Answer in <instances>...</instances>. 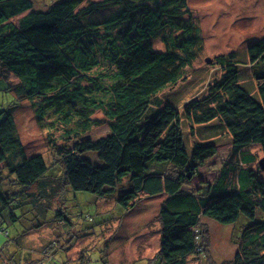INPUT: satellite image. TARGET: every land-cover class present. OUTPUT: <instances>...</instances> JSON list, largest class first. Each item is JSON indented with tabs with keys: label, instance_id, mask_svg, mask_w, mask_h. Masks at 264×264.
<instances>
[{
	"label": "trees",
	"instance_id": "16d2710c",
	"mask_svg": "<svg viewBox=\"0 0 264 264\" xmlns=\"http://www.w3.org/2000/svg\"><path fill=\"white\" fill-rule=\"evenodd\" d=\"M194 23L187 0H55L45 8L0 0V82L14 101L0 107L2 235L13 226L22 250L26 219L37 223L66 189L74 199L112 200L122 211L164 194L159 250L146 264H213L203 218L232 226L236 251L228 264H264V36L242 56L217 57L221 74L179 110L160 93L178 85L200 54ZM157 38L163 50L155 49ZM21 101L61 133L51 138L50 166L41 155L27 157L15 135ZM182 120L192 144L198 137L230 144L204 194L185 191L199 175L194 155L202 147L189 146ZM105 124V137L88 136ZM71 209H60L67 224Z\"/></svg>",
	"mask_w": 264,
	"mask_h": 264
},
{
	"label": "rangeland",
	"instance_id": "374dc122",
	"mask_svg": "<svg viewBox=\"0 0 264 264\" xmlns=\"http://www.w3.org/2000/svg\"><path fill=\"white\" fill-rule=\"evenodd\" d=\"M54 1L34 0L37 8H45ZM187 3L194 24L199 27L203 47L192 66L184 70L179 84L160 93L169 102L178 103L179 110L185 102L204 97L211 80L221 74L214 61L217 57L231 52L242 56L250 45L264 36V0H187ZM107 12L110 13L111 9ZM154 47L163 50L159 38L155 40ZM11 81L16 83L14 79ZM252 87L255 90L254 83ZM4 88L5 84L0 82V107L1 103L14 104ZM16 107L13 114L15 135L19 138L25 155H41L48 166L52 165L54 157L51 138L58 140L60 131L51 130L49 117L38 121L35 108L30 102L21 101ZM94 118L104 119L101 112H97ZM182 122L183 131L190 141L189 146H194L195 143L202 147L194 155L199 175L185 191L204 194L213 182L215 170L227 159L230 144L227 138L222 137L215 138L214 141L198 137L192 144L189 122ZM107 134L105 124L92 129L88 136L99 139ZM247 151L262 157L257 146H251ZM17 190L19 189L14 191ZM166 197L160 194L143 198L131 210L122 211L112 200L83 196L74 199L70 189H66L62 201L51 204L45 214H38V224L26 219L27 231L24 230L22 234L21 230L19 238L23 240L22 250L15 241L18 233L13 231V226L8 227V236L0 233V261L5 260L10 264H103V261L105 264H146L154 259L159 250V212ZM1 205L0 202V207ZM69 207L73 211L71 209L67 213V218L71 220L67 224L64 222L65 218H61L60 209L63 212ZM80 209L83 211L82 215ZM13 212L20 216L19 208ZM84 214L86 217L81 219ZM201 222L207 227L210 236L209 258L213 264H228L236 251L232 226L224 227L206 218ZM4 224L7 227L12 223ZM206 262L208 261L204 258H190L188 264Z\"/></svg>",
	"mask_w": 264,
	"mask_h": 264
},
{
	"label": "water",
	"instance_id": "95a60500",
	"mask_svg": "<svg viewBox=\"0 0 264 264\" xmlns=\"http://www.w3.org/2000/svg\"><path fill=\"white\" fill-rule=\"evenodd\" d=\"M261 165H264V161H262Z\"/></svg>",
	"mask_w": 264,
	"mask_h": 264
}]
</instances>
